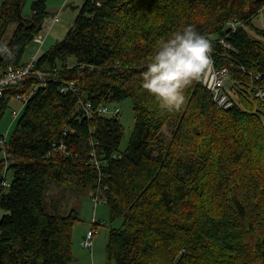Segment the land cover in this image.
Wrapping results in <instances>:
<instances>
[{"label":"trees","instance_id":"16d2710c","mask_svg":"<svg viewBox=\"0 0 264 264\" xmlns=\"http://www.w3.org/2000/svg\"><path fill=\"white\" fill-rule=\"evenodd\" d=\"M23 1L3 0L0 9V34L18 22L12 37L0 40L8 49L0 52V76L25 64L27 46L49 18L45 0L24 18ZM263 8L264 0H85L64 39L40 54L35 71L9 86L1 102L0 116L12 100L25 106L0 144V183L7 161L12 172L11 186L0 184V264L73 259L79 213L63 215L57 205L49 213L47 183L91 188L112 219H122L109 232V262L264 264V101L250 86L260 72L264 84V43L245 27ZM235 20L242 26L227 33ZM187 24L212 41L216 66L229 68L232 108L214 102L203 78L171 112L142 88L157 42ZM67 83L77 91H60ZM32 90L24 103L17 100ZM125 99L133 102L135 123L121 150V111L98 109H116ZM81 102L92 104L91 118Z\"/></svg>","mask_w":264,"mask_h":264},{"label":"rangeland","instance_id":"374dc122","mask_svg":"<svg viewBox=\"0 0 264 264\" xmlns=\"http://www.w3.org/2000/svg\"><path fill=\"white\" fill-rule=\"evenodd\" d=\"M38 0H25L22 9V16L27 18L32 13L33 3ZM3 0H0V9ZM46 9L49 13V18L53 15L59 14V21L56 23L50 33L46 37L45 44L40 54L44 53L57 42L64 39L68 31L75 24V18L82 9L85 0H45ZM253 25H246V29L250 36L254 39L262 41L264 43V35L258 33L259 30L264 29V8L255 17L252 18ZM18 22L11 21L7 26L3 40H9ZM216 38V36H213ZM38 45L35 42H31L26 49L23 61H29L32 56L37 53ZM22 103L12 100L9 107H7L0 116V133H2L8 139L15 128L19 117L24 111ZM121 111L120 120L126 128L125 136L121 143V150L126 149L130 142V138L133 132L135 123V113L133 109V102L131 99H125L115 105ZM14 110L18 112L17 116H14ZM166 134H171V128L167 126L164 129ZM8 180L11 181L12 172H8ZM92 189L81 188L76 190H67L64 187L55 183H47V192L45 194V207L49 213H54V206L57 205L59 211L63 215L76 209L79 213L80 220L75 224L74 228V253L73 259L69 264H115V262H109L107 244L109 241V232L111 228H119L122 225V219H112L110 209L107 203L101 202L97 207L92 200ZM3 213L0 212V220ZM93 217L96 218L98 223L104 221L103 225L98 226V233L94 237V247L86 250L81 246V239L84 234L88 233L91 228V221Z\"/></svg>","mask_w":264,"mask_h":264},{"label":"clouds","instance_id":"9594fccd","mask_svg":"<svg viewBox=\"0 0 264 264\" xmlns=\"http://www.w3.org/2000/svg\"><path fill=\"white\" fill-rule=\"evenodd\" d=\"M8 51L7 46L0 52ZM212 41L187 24L157 42L142 76V88L171 112L180 110L186 101L185 90L201 80L212 65Z\"/></svg>","mask_w":264,"mask_h":264},{"label":"built area","instance_id":"2783aa9c","mask_svg":"<svg viewBox=\"0 0 264 264\" xmlns=\"http://www.w3.org/2000/svg\"><path fill=\"white\" fill-rule=\"evenodd\" d=\"M59 21V14L57 15H53L52 17H50V21L48 20L45 29L39 33V34H35L34 36V42L35 44L38 45L37 47V53L35 55L32 56V59L24 64L23 66L16 68L12 65H10L6 71L1 74L0 76V106H1V102L5 96V93L7 91V88L11 85H15V84H19L23 81L26 80L27 75H29V73H32L35 71V61L38 58V56L40 55V51L42 50L45 41H46V37L48 36V34L50 33L49 31L52 30L53 26L58 23ZM243 23H241L239 20H235L232 22H229V25L231 26V28L233 29V31L237 30L240 26H242ZM222 42L225 44V41L222 40ZM227 47H230L229 44H225ZM212 55V54H211ZM40 81L42 82V85H46V82L48 81L45 74H43L42 72H37ZM263 74L257 73L255 74V76L251 79V90L253 91L254 95H256V97L262 101H264V84H260L263 81ZM230 79V71L229 68L226 66H216L213 58H212V65L211 68L208 70L207 74L203 77V83L204 85L208 88L209 91H211L212 95H213V100L214 102L221 108L223 109H230L232 108L235 103H236V97L233 95H230L229 93H227V88L228 86L231 84ZM76 85H74L73 83H67L64 84L60 91L64 92V93H68L69 91H77V88L75 87ZM34 93V91H30L29 93H27L26 95H17V100L21 101L24 103L25 100H27L32 94ZM81 106L85 111V114L91 118L94 114H95V110L92 107L91 103H85V102H81ZM98 111L101 114H117L119 113V108L116 109H112L108 106H104L98 109ZM18 114L17 111L14 110V116L16 117ZM6 136H2L0 139V144L2 146H5L6 144ZM62 147H59V150H61ZM4 157L7 158L9 157V154L7 152L4 153ZM9 165L10 162L7 161L6 162V166H5V171L3 173V177L4 180L2 183V186L4 187H10L11 186V181L8 180L7 176H8V172H9ZM94 165L98 168H100V161L96 158H94ZM93 201H95V203H100V201H98L97 198H92ZM104 221L99 223L95 220V218L92 221V228L91 230L85 234V236L83 237V240L81 242L82 247L87 248V249H92L94 246V237L97 235L98 233V225H103ZM96 224H98L97 226H95Z\"/></svg>","mask_w":264,"mask_h":264},{"label":"water","instance_id":"95a60500","mask_svg":"<svg viewBox=\"0 0 264 264\" xmlns=\"http://www.w3.org/2000/svg\"><path fill=\"white\" fill-rule=\"evenodd\" d=\"M25 0L23 1L22 5L24 4ZM21 5V10L23 9V6ZM7 28V27H6ZM6 28L2 31V33L0 34V40L2 39L5 31H6ZM227 33L231 32V27H228L227 30H226Z\"/></svg>","mask_w":264,"mask_h":264},{"label":"crops","instance_id":"0c3cea01","mask_svg":"<svg viewBox=\"0 0 264 264\" xmlns=\"http://www.w3.org/2000/svg\"><path fill=\"white\" fill-rule=\"evenodd\" d=\"M30 60H31V59H30ZM30 60H29V61H30ZM29 61H26V62H24V61H23V62L26 64V63H28ZM91 222H92V221H91ZM93 247H94V246H93ZM91 251H93V248H92V250H91Z\"/></svg>","mask_w":264,"mask_h":264}]
</instances>
